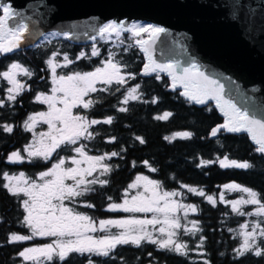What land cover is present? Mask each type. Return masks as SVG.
Instances as JSON below:
<instances>
[{
	"label": "trees",
	"instance_id": "16d2710c",
	"mask_svg": "<svg viewBox=\"0 0 264 264\" xmlns=\"http://www.w3.org/2000/svg\"><path fill=\"white\" fill-rule=\"evenodd\" d=\"M120 38L122 42L117 47V57L121 70L127 73L126 81L97 93L93 108L83 112L97 118L112 117V123L94 127L95 136L89 143L92 153L108 154L106 162L110 171L101 177L108 183L94 184L89 193L77 198L78 203L72 205L74 209L94 220L120 216L108 207L121 201L136 174L149 176L166 191L189 186L204 195L216 194L225 185L237 184L255 191L258 201L264 205V153L256 151L257 147L246 133L219 131L214 137L210 136L211 129L224 120L212 102L197 106L185 100L178 89L168 91L167 79L162 73L159 74L160 79L156 78V73L136 77L143 64L142 53L132 39L126 38L125 33ZM61 40V49L70 53L84 45L70 43L66 36ZM51 47H28L0 54V72L5 71L9 63L19 62L33 74L26 80L28 89L25 86L14 101L7 99V83L0 76V100L4 101L0 105V264H89L90 261L91 264H205L206 261L207 264H264V255L257 257L246 253L238 258L234 251L239 242L235 229L242 222V216L233 212L227 203H210L204 196L195 194H187L185 200L195 206L191 220L198 230L192 235H185L187 250L184 255L144 241L138 246L117 245L108 256L73 252L66 260L54 257L41 263L22 261L19 253L30 243L10 241L13 233L23 235L26 228L22 223L18 196L3 188V174L19 170L33 175L47 166V163L39 161L9 164L6 155L29 138L30 134L22 129L21 122L35 105L31 99L33 89L40 88L44 83V57ZM129 73L133 78L129 77ZM137 84L140 85L137 99L127 103L119 101V87L126 90ZM121 108L125 111L121 112ZM165 113L171 115L166 119L157 118ZM7 125L13 128L11 133L3 130ZM178 133L191 135L184 137L176 135ZM137 137L144 143H140ZM112 152L118 155L111 156ZM225 157L238 163L247 162L251 167L222 168L219 161ZM202 161L209 163L202 164ZM261 227L264 230V219ZM195 246L199 252L194 250Z\"/></svg>",
	"mask_w": 264,
	"mask_h": 264
},
{
	"label": "snow or ice",
	"instance_id": "6c2138e0",
	"mask_svg": "<svg viewBox=\"0 0 264 264\" xmlns=\"http://www.w3.org/2000/svg\"><path fill=\"white\" fill-rule=\"evenodd\" d=\"M0 34L11 36L12 40L7 46L0 43V53H8L19 46L21 39L20 33L25 29L23 23H18L13 28H8V22L15 20L21 16L11 4L3 3L0 4ZM7 29V32L5 31ZM165 29L153 26V25H137L132 23L125 25L123 21H109L105 23L99 29V34L104 36H111L115 34L117 37L121 33H131L132 37H141V34L147 33L149 36L148 40L136 39L135 44L139 46L140 50L144 52L145 58L149 61L143 65V74L148 75L149 73H156V78L160 79V73H167L172 79V87L175 90L177 84L184 89L180 95L186 97L189 101H193L197 104H204L206 100L216 101V107L223 112L225 121L219 128H212L211 134L215 136L218 131H226L228 133H248L252 140L258 145L256 151L258 153H264V121L250 117L246 111H241L236 107L230 100L224 99L222 93L224 92V86L217 80L212 79L210 76L205 75L203 71L197 66L196 63L192 62L187 67L179 69L178 65L169 63H157L152 59L150 55V48L155 43V37L158 34L164 32ZM67 36L68 34L65 33ZM95 39V37H93ZM56 54L53 53V56ZM92 56L99 55L98 50L93 46L91 53ZM84 53L80 54L83 57ZM80 57H77L79 59ZM63 67H67L72 61L67 55L64 56ZM49 67L52 71V84L51 95L45 93H38L35 97L36 101L41 104H46L48 107L47 112H39L35 115L28 116L25 121V130L32 131L35 126L37 119L47 124L49 128L48 133H42V139L37 141L39 146L29 145L24 151L27 152L30 157H44L47 158L52 155V152L56 148L60 147L61 144H75L80 137L91 138L92 133L88 131V121L83 120L82 117L72 116L71 108L75 107L76 104L82 103L84 108H88L91 101L84 102L82 98L89 92H95L97 89L94 87L96 82L103 84H124V76L121 75V68L118 63L113 62L110 58L103 63V67H97L94 71L85 72L83 74L76 72L72 75H56V69L61 67L58 63H53L50 59L48 62ZM33 74L28 69L22 67L17 63H12L8 71L0 72L7 82L12 87L7 90V99L14 101L16 97L24 90L25 85L17 79L18 76L31 77ZM130 78L132 74H128ZM140 85H136L128 90L125 98V103L129 99H137V90ZM155 99L153 103H155ZM4 101L0 100V105H3ZM63 105V107H57V105ZM121 112L125 111L124 108L120 109ZM171 113H165L158 119H166ZM71 122V123H70ZM91 124H97L99 121L91 120ZM105 124L112 123V117H108L103 121ZM5 132L11 133L13 128L11 125L4 126ZM176 135L187 137L190 133H178ZM43 137H49L51 140L50 145L44 143ZM140 143L144 141L137 137ZM166 139H169L166 137ZM75 151L81 156H84L83 149L76 147ZM118 153L112 152L111 156H117ZM8 159L10 161H19L22 159L19 152H13ZM105 159L104 156L96 157H85V160L90 162V167L83 170L79 168H64L65 161L60 159L57 164H54L52 169L40 174L41 179L44 181L41 184L29 183L23 179V174L20 177L9 176L4 173V179L8 181L3 184V188L7 189L12 195L18 196L23 194L27 199L22 202V207L26 215L23 217V223L28 226L31 230L32 235H17L13 233L10 237V241H25L30 240L33 236H58V237H75V240H60L54 242V244H48L39 248H28L20 252L19 255L25 260H34L39 256L45 259L51 260L53 255H58L61 260H66L69 253H96L97 255L108 256L109 251L114 249L117 245L133 244L140 245L142 240H147L153 245H157L160 249H168L181 255H184V248L186 245L176 243L173 240L176 229L182 227L179 220L173 215L177 209H184V205L174 204L169 201V197L177 195L173 192H163L159 194L156 191H152L150 196H134L132 197L131 205L129 201L125 200L124 204L113 203L109 205L110 210H122L124 212H143V213H157L163 216V220L156 217L153 219H129L123 221H112V220H101L100 226L105 229L109 226H116L124 228L126 231L120 232L116 235L105 236L101 239H94L92 236L87 235L88 232H95L96 228L93 227L90 218L87 215L77 213L74 209L64 206L63 200L81 196L86 191H90L86 185L97 183L96 180L85 181L84 175L91 176L92 172L99 166L102 169V175L110 171V166L103 164L102 161ZM95 162L91 164V162ZM81 161L73 159L72 164L79 165ZM202 164L209 163L208 161H202ZM222 168H239L247 169L251 167L247 162L238 163L235 160H229L227 157L219 161ZM156 169H152L155 171ZM51 177L52 179H44ZM79 177V178H77ZM65 179H72L75 181V186L66 185ZM137 182L143 181L144 184L131 183L128 185L129 189L144 187V192L148 193L151 189H158L159 185L156 182L149 180L145 176H138ZM101 185L107 184V180H99ZM81 186H84L81 188ZM225 188L229 190H238L248 194V199H241L236 202H232V210L238 212V204H258L257 193L252 191L248 187L241 188L237 184L225 185ZM190 192H196L195 188H190ZM199 195L203 196L204 193L201 191ZM208 201L213 202L211 196L207 197ZM223 200V197H221ZM58 201L60 203H56ZM92 207V205H88ZM187 209L195 212L196 209L192 205L186 206ZM243 215V213H241ZM257 215L264 216V206L257 209ZM162 224L159 228V232L162 236L166 235V239L153 238L151 232L147 231L148 225ZM138 226V227H137ZM242 228L248 227L247 225H241ZM259 225H253L252 231H246L241 233L243 236L242 243L235 249L237 257H243L246 253H251L254 256L260 257L264 255V249L257 244V236L264 241V230L257 232ZM198 230L196 223L193 222V229L188 231ZM203 240V237H201ZM151 255V254H149ZM91 264V261L89 262ZM207 264V261L205 262Z\"/></svg>",
	"mask_w": 264,
	"mask_h": 264
},
{
	"label": "water",
	"instance_id": "95a60500",
	"mask_svg": "<svg viewBox=\"0 0 264 264\" xmlns=\"http://www.w3.org/2000/svg\"><path fill=\"white\" fill-rule=\"evenodd\" d=\"M3 3L21 13L7 27L25 25L19 46L12 51L33 46L48 32L67 33L68 42L85 44L98 37L100 27L109 21L161 27L165 31L155 37L150 48L153 60L178 65V74L179 69L196 63L205 75L224 86V99L264 121V0H0ZM11 40V36L0 34L5 46ZM139 51L143 64L136 77L154 74H143V65L149 61ZM162 75L167 79L166 89L172 92L171 77ZM176 89L184 90L179 83ZM190 102L197 106L212 102L224 119L220 125L224 123L226 118L216 101Z\"/></svg>",
	"mask_w": 264,
	"mask_h": 264
},
{
	"label": "rangeland",
	"instance_id": "374dc122",
	"mask_svg": "<svg viewBox=\"0 0 264 264\" xmlns=\"http://www.w3.org/2000/svg\"><path fill=\"white\" fill-rule=\"evenodd\" d=\"M3 14V13H2ZM108 23V22H107ZM135 23L137 25H152V24H148V23H144V22H139V21H135V22H131L128 25ZM103 26V25H102ZM101 26V27H102ZM155 26V25H153ZM122 34V33H121ZM146 35H148L147 33H143L141 34V37H138L139 39L144 38ZM125 36L127 39H132V42L135 41L136 37H132L131 33H125ZM65 37V34L62 35H58L55 32H48L43 34L39 40L36 42V44H34L33 46H31V48H35L36 46H42V48H44V46H50L52 45L51 49L48 50L47 55L44 57V63H45V78H43L44 83H42V85L40 86V88H36L33 89V93H32V102L35 103V105L32 107L33 109L30 111H27V113L24 115V118L21 122L22 125V129L25 130V121L27 120L28 116L30 115H35L39 112H47L48 111V107L46 104H41L38 101H36L35 97L38 93H45L48 95H51V88L53 87L52 84V71L51 68L48 65V61L51 59L53 61V63H58L61 65V67H58L56 69V75H72L76 72H79L81 74L85 73V72H90V71H94L97 67H103V63L102 62H106L108 59H112L113 62L118 63V65L120 66V68H122V65L119 61V57H117L119 55V51H117V47L120 46L122 39L119 37H117L115 34L111 35V36H104L102 37L100 34L98 37H95V39L90 40L89 42L85 43L83 46H80L78 49H76L73 53L70 52H66V50H62L61 49V42ZM120 38V39H119ZM2 43V42H0ZM133 44L139 49V46H137L134 42ZM93 46H95V48L98 50L99 55L97 56H92V50H93ZM53 53H55L56 55L53 56ZM84 53L83 57H80V54ZM3 54V53H0ZM67 55L69 57V59L72 61L71 64H68L67 67H63L64 62V56ZM77 57H80L79 59H77ZM83 62V63H82ZM12 63H17L19 65H21L22 67L28 69L30 72L31 70L24 66L23 64H20L19 62H11L8 64L7 68L5 71H8L10 65ZM85 67V69L81 68ZM121 75L126 76V72L125 70L122 71L121 70ZM30 78V77H26V76H18L17 79L20 80V82L22 84H24L26 86V80ZM7 83V89H6V95H7V90L8 88L12 87V85H10L7 80H5ZM126 81V79H125ZM117 83L113 82L112 84H103L101 82H96L94 87L97 89L95 92H89L87 93V95H85L82 100L84 102H89L91 101V104L88 108H84L82 103H77L75 107L71 108V115L72 116H79L82 117L83 120L88 121V131L90 133H92L91 138H93L95 136L94 134V127H96L99 124H102L104 120H106L108 117H93L91 113H89V115L84 114V111H90L93 106H94V101L97 99L96 94L100 93L102 91H108L110 87L115 86ZM111 85V86H110ZM121 86V85H119ZM132 88L129 87L128 89L124 90V88H120L117 92L118 97H119V101H121L122 103H125V98L127 96L128 90ZM180 92V91H179ZM131 100V99H129ZM57 107H63V105H57ZM91 115V116H90ZM91 120H97L99 121V123L97 124H91ZM71 123V122H70ZM26 131V130H25ZM50 130L47 126V124L39 121V119H37V121L35 122V126L32 128V131H27L30 135L29 138L27 139V141L25 143H23L20 147L15 148L14 150H11L8 152V154L6 155V160L8 161V163L10 164H20V163H30V162H36L39 161L41 163H47V166L45 168H43L42 170L37 171L36 173H34L33 175H28L25 172H21L19 170H17L16 172H5L7 173L9 176H16V177H20L21 174H23V179L28 181L29 183H36V184H41L44 181L41 179L40 174L42 172H46L49 171L50 169H52L54 164H57L59 162L60 159H63L65 161V164L63 165V167L69 168H79L82 172L85 169H88L90 167V162L85 160V157H96V156H104L105 159L102 161L103 164L107 165V158H108V154L107 153H92L89 149V143H90V139L91 138H84V137H80L77 142L75 144H61L60 147L56 148L55 151L52 152V155L44 158V157H30L28 156L27 152L24 151V149L29 146V145H35V146H39L37 144V141H40L42 139L41 134L42 133H48ZM44 143L46 145H50L51 144V140L49 137H43ZM76 147H81L83 149L84 152V156H81L79 153H77L75 151ZM13 152H19L22 159L19 161H10L8 159V157L13 153ZM76 159L81 161V163L79 165H74L72 164V160ZM95 162H91V164H94ZM102 173V169L97 166L96 170L92 172L91 176L88 175H84V179L85 181H91V180H96L97 183L94 184H99V180H102L101 177L105 174H101ZM138 176H145L147 177L149 180H152L154 182H156L155 180H153L152 178H150L147 175L144 174H136L132 180L130 181L129 184L131 183H140L141 185L144 184L143 181H139L137 182L136 178ZM79 178V177H77ZM44 179H52L51 177H46ZM8 181H6L4 179V174H3V184L7 183ZM64 183L66 185H72L75 186V181L72 179H65ZM94 184H87L86 186L92 190V187ZM157 184V182H156ZM159 185V184H158ZM240 186V185H239ZM84 186H81V188H83ZM241 188H243V186H240ZM193 188V187H189V186H182L181 189H174V190H170V191H166L164 189H162L160 186L158 189H151L148 193L144 192V187L141 186L139 188H135V189H129L128 187L125 189L124 191V195L121 199L120 202H118L117 204H124V201L127 200L129 201V205H131L132 202V197L134 196H139V195H144V196H150L152 191H156L159 194H163V192H173V193H177V195L171 196L169 197V201L174 203V204H180V205H184L185 208L184 209H177L173 215L179 220V222L181 223L182 227L180 229H176L175 231V236L173 237V240L176 243H180L182 245H186L185 244V240L184 237L185 235H192L194 234L195 230L192 231H188L190 229H193V221L191 220V216L195 213L193 211H191L190 209H187L186 206L188 205H192L193 207H195L192 203L187 202L185 200V197L187 194H195V195H199V192L201 191H196L194 192H190L189 189ZM7 190V189H6ZM90 190V191H91ZM90 191H86L84 192V194L89 193ZM7 192H9L7 190ZM10 193V192H9ZM11 194V193H10ZM205 197V199H207L208 196H211L213 198V202H222V203H227L229 205V207L232 209V202H236L239 201L241 199H248V194L244 193L242 191H238V190H229L225 187H221L219 189L218 192H216V194H212V195H203ZM80 198V196H76L73 198H68L63 200V204L66 207L72 208L74 209V207L72 205L77 204V198ZM221 197H223V200H221ZM19 198V205L20 208L22 210V223H23V217L24 215H26V213L23 210L22 207V202L24 199H27V197H25L22 193L18 195ZM208 200V199H207ZM56 203H60L58 201H54ZM212 202V203H213ZM82 205V203H80ZM239 208L237 213L238 215L242 216V222L238 225V227H236L235 229V233L238 236V246L237 248L240 246V244L242 243L243 240V236L241 235V233L246 232V231H252V227L253 225H259V228L257 229V232L262 230L261 227V221L262 219H264V216L261 215H257V209L260 208L262 205L260 202L258 204H238L237 205ZM109 209V207H108ZM75 210V209H74ZM76 211V210H75ZM113 211V210H112ZM233 211V210H232ZM77 213H80L78 211H76ZM114 212H118L120 213V216L116 217V218H107V219H101V220H112V221H123V220H129V219H138V220H144V219H153L154 217L163 220V216L157 213H143V212H124L122 210H115ZM234 212V211H233ZM243 213V215L241 214ZM82 214V213H80ZM84 215V214H82ZM89 217V216H88ZM90 218V217H89ZM100 219L98 220H94L90 218V221L92 222L93 227L96 228L95 232H88L87 235L92 236L94 239H101L105 236H109V235H116L119 234L120 232L126 231V229L124 228H119L116 226H109L105 229H102L100 226ZM25 229V234L23 235H27V236H31V230L28 228L27 225H25L23 223ZM241 225H247L248 227L246 228H242ZM162 224H157V225H148L147 226V231L151 232L153 235V238L156 239H166L167 236L164 235L162 236L161 233L159 232V228L162 227ZM138 227V226H137ZM68 239H73L75 240V237H58V236H33L30 240H25L26 242H29L30 244L28 246L24 247L25 249L28 248H39V247H43L45 245L48 244H54V242L56 241H60V240H68ZM147 241V240H142V242ZM264 243V241L261 240V238L259 236H257V244L261 246L262 249H264V246L262 245ZM236 248V249H237ZM23 250V251H24ZM187 250V246L184 248V252ZM194 250L199 252L197 249V246L194 247ZM38 258L37 259H30V260H25L23 257H21L23 262H36V263H41L43 261H47L48 259H45L42 256H39L38 253L35 254ZM54 257H59L58 255H53L52 258Z\"/></svg>",
	"mask_w": 264,
	"mask_h": 264
}]
</instances>
